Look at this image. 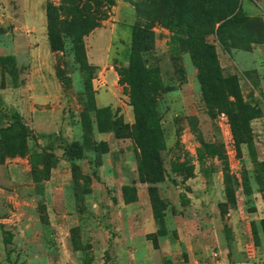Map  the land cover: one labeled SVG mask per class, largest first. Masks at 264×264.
I'll list each match as a JSON object with an SVG mask.
<instances>
[{"label":"rangeland","instance_id":"374dc122","mask_svg":"<svg viewBox=\"0 0 264 264\" xmlns=\"http://www.w3.org/2000/svg\"><path fill=\"white\" fill-rule=\"evenodd\" d=\"M84 1L0 0V264H264V42L226 51L206 37L226 82L217 104L207 66L151 23L137 57L157 87L164 177L145 183L127 67L132 28L147 21L134 0H89L105 17L79 44L65 22ZM239 1L264 23V0ZM232 78L254 109L239 146ZM16 118L34 133L60 130L83 156L42 150Z\"/></svg>","mask_w":264,"mask_h":264},{"label":"trees","instance_id":"16d2710c","mask_svg":"<svg viewBox=\"0 0 264 264\" xmlns=\"http://www.w3.org/2000/svg\"><path fill=\"white\" fill-rule=\"evenodd\" d=\"M102 1L110 4L114 2ZM93 2L87 0L69 6L71 17L65 24L78 43L82 42V35L97 27L105 17L98 6H92ZM133 5L136 13L147 21L144 24L136 23L132 28L131 55L127 67L131 76L129 94L135 115L137 170L139 181L155 184L164 177L163 158L160 153L162 131L156 111L157 87H152L148 82L150 73L137 57L139 52L148 50L153 41L151 23L157 21L167 26L171 31L173 44H180L188 49L194 62L207 66L211 73L205 81L211 92H207L206 97L208 101L217 104L218 94L225 89L226 82L219 75L215 45L208 42L206 37L213 35L226 51L231 47L249 48L251 44L264 42V23L260 17L247 15L239 0H134ZM49 6L47 11L50 14L54 7ZM54 35L49 30L51 47L56 49ZM202 80L204 82L203 78ZM232 93L237 100V109L228 112V119L233 140L239 146L251 141L250 121L254 116V109L243 102L233 78ZM247 108L250 110L247 111ZM106 113V107L97 109L99 125L107 120ZM14 124L19 126L24 136L35 141L37 137L44 140L43 145H37L42 150L61 149L72 158L83 156L82 150L70 143L60 130L34 133L18 118ZM155 188L152 185L149 191L153 192Z\"/></svg>","mask_w":264,"mask_h":264}]
</instances>
